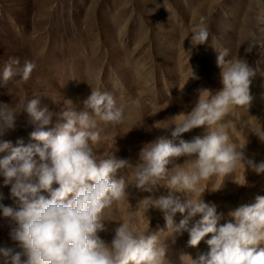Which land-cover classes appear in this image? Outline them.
Instances as JSON below:
<instances>
[{"label": "rangeland", "instance_id": "1", "mask_svg": "<svg viewBox=\"0 0 264 264\" xmlns=\"http://www.w3.org/2000/svg\"><path fill=\"white\" fill-rule=\"evenodd\" d=\"M199 23L210 34L205 44L193 47L190 36ZM223 49L229 50L228 58L245 60L255 72L249 104L233 109L224 123L232 140L245 144V157L259 164L264 162V140L252 130L264 131V0H0V74L10 57L19 59L18 67L25 60L37 66L27 82L17 76L8 86H0V103L18 107L38 99V108L53 113L45 126L50 130L66 122L58 115L63 110H83L92 89L111 93L118 105L125 106L126 118L118 125L100 122L102 139L94 150L98 158L110 154L127 161L129 167L118 170L117 177L128 178L141 149L161 137L172 139L174 123L182 119L177 116L192 110L202 90L215 94L223 87L217 66L218 51ZM35 129L30 115L21 110L15 128L0 139L12 147H43V142L31 138ZM206 131L201 126L181 138L191 140ZM10 154L11 149L0 152V160ZM34 158L39 160L38 155ZM187 159L175 158L167 167L171 170ZM3 181L0 176L4 197L0 204L19 211L11 184ZM158 187L147 193L130 186L128 198L113 206L116 221H105L107 231L99 235L110 243L119 221L130 220L134 228L158 235L167 248L164 264H190L188 257L194 260L209 251L206 240L211 234L190 247L187 231L172 233L159 209L145 210L144 198L168 194L169 189ZM201 187L206 188L201 198L223 213L219 222L223 224L232 219L230 212L264 196V173L245 165L244 170L213 177ZM183 218L177 213L174 222ZM200 218L194 217L189 227ZM16 227L17 222L0 209V249L22 251L10 236ZM0 264H11L10 257L0 254Z\"/></svg>", "mask_w": 264, "mask_h": 264}, {"label": "clouds", "instance_id": "2", "mask_svg": "<svg viewBox=\"0 0 264 264\" xmlns=\"http://www.w3.org/2000/svg\"><path fill=\"white\" fill-rule=\"evenodd\" d=\"M209 34L203 23L196 24L191 45L205 44ZM228 57V49L218 51L223 87L215 94L202 90L192 110L177 116L182 119L174 123L172 139L161 137L141 149L128 178L117 177L118 170L129 167L127 161L110 154L98 158L94 150L102 139L99 123L118 125L126 118L125 106L118 105L111 93L92 89L83 100V110H63L58 115L66 122H58L50 130L45 126L51 123L53 113L38 108V99L25 100L18 107L0 103V137L15 128L16 116L23 110L36 124L31 138L43 142V147H12L10 141L0 139V152L11 149V154L0 160V176L4 185L11 184V197L21 205L19 211L3 204L0 209L17 222L10 236L22 250L13 254L11 249H0V254L10 257L11 264H164L167 248L159 243L158 235L134 228L130 220L119 221L110 243L99 235L107 231L105 221H116L113 206L128 198L130 186L147 193L164 186L169 189L167 195L142 200L145 210L159 209L172 233L187 231L190 247L211 234L206 240L209 251L194 260L188 257L190 264H264V196L230 212L232 219L223 224L219 223L223 213L218 214L214 204L201 198L206 189L202 182L213 177L232 175L245 165L264 173V162L255 164L246 158L245 144L234 142L224 123L233 109L249 104L251 77L255 75L245 60ZM19 64L16 57L8 59L0 86H8L17 76L27 82L37 67L30 60L22 67ZM201 126L207 128L205 135L181 138ZM252 132L264 140V131ZM182 156L188 158L185 163L169 170L167 166ZM3 198L0 193V200ZM177 213L184 216L179 224L174 222ZM198 215L201 218L189 227ZM22 256L26 257L23 261Z\"/></svg>", "mask_w": 264, "mask_h": 264}]
</instances>
